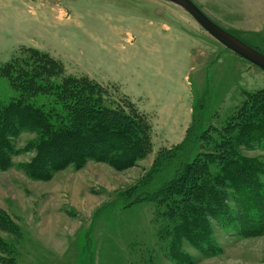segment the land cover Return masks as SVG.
I'll use <instances>...</instances> for the list:
<instances>
[{
	"label": "rangeland",
	"instance_id": "374dc122",
	"mask_svg": "<svg viewBox=\"0 0 264 264\" xmlns=\"http://www.w3.org/2000/svg\"><path fill=\"white\" fill-rule=\"evenodd\" d=\"M191 1L264 54V0ZM28 49L103 87L106 105L134 104L150 123L151 146L130 165L90 160L48 175L39 171L46 176L35 178L28 172L38 135L20 131L10 137L9 153L3 149L8 168L0 171V264H264V140L242 144L238 138V146L228 140L247 101L264 91L262 70L159 0H0V68ZM19 95L0 74V102L7 105ZM198 102L205 105V137L187 162L208 156L209 184L234 154L258 167L249 187L242 185L251 202L241 199L236 186H215L221 199L203 216L210 236L201 243L204 252L186 241L172 246L179 209L194 201L170 191L148 195L159 174L155 159L185 139ZM27 103L52 107L54 128L68 125L54 95L37 92ZM208 246L214 254H206Z\"/></svg>",
	"mask_w": 264,
	"mask_h": 264
},
{
	"label": "trees",
	"instance_id": "16d2710c",
	"mask_svg": "<svg viewBox=\"0 0 264 264\" xmlns=\"http://www.w3.org/2000/svg\"><path fill=\"white\" fill-rule=\"evenodd\" d=\"M21 56V60L0 68V74L7 77L20 92L19 97L9 104L0 102V171L6 170L9 162L3 149L9 153L8 139L20 131L38 135L32 146L36 158L28 172L35 178L46 176L39 171L46 170L48 175V172H56L66 165L81 167L90 160H102L122 167L135 163L149 152L150 123L134 104L120 103L112 108L106 105V90L86 76L66 74L61 64L34 49L26 50ZM37 92L52 94L63 104L68 118L66 127L54 128L56 125L51 124L53 109L49 105L42 108L27 103V98ZM204 107L202 102L196 104L186 137L171 150L172 153L157 156L153 167L159 174L152 179L148 189V195L170 191L183 202L194 201V204L179 209L181 226L173 231L172 246H180L186 241L199 251L204 250L201 243L210 237L203 216L212 212L209 207L212 202L216 204L221 199L215 186H236L237 192H242L241 199L249 202L252 199L242 185L249 187L248 177L258 168L254 162L239 156L235 158L234 154V158L224 161V174L216 176L214 184H209L207 178L210 175L206 166L209 157L198 156L194 164L187 162L188 153L205 137L202 129ZM236 132L228 138L233 145L238 146V138H242L239 141L242 144L255 137L264 140V91L247 101ZM225 151L228 152L223 150V153ZM169 171L171 177L167 178ZM208 248L206 254L215 253L211 246ZM173 256L181 263L179 256Z\"/></svg>",
	"mask_w": 264,
	"mask_h": 264
},
{
	"label": "water",
	"instance_id": "95a60500",
	"mask_svg": "<svg viewBox=\"0 0 264 264\" xmlns=\"http://www.w3.org/2000/svg\"><path fill=\"white\" fill-rule=\"evenodd\" d=\"M186 14L212 39L247 63L264 72V55L213 23L191 0H159Z\"/></svg>",
	"mask_w": 264,
	"mask_h": 264
}]
</instances>
